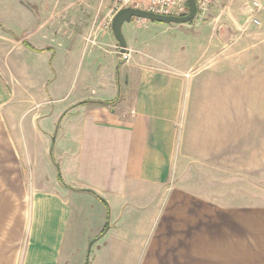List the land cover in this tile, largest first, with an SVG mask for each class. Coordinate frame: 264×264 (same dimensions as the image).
<instances>
[{
    "label": "crops",
    "instance_id": "1",
    "mask_svg": "<svg viewBox=\"0 0 264 264\" xmlns=\"http://www.w3.org/2000/svg\"><path fill=\"white\" fill-rule=\"evenodd\" d=\"M8 2L0 6V264H83L88 253L86 264H264V201L253 183L233 199L206 194V99H188L195 63L216 64L202 57L206 43L216 45L206 27L228 47L219 30L227 13L207 22V10L186 24L133 18L122 26L125 56L111 30L122 8L114 0ZM253 41V50L264 42ZM235 86L224 91L237 94ZM242 106L233 111L259 110ZM187 112L195 132L181 130ZM253 116H244L252 129ZM235 140L244 174L256 176L258 135Z\"/></svg>",
    "mask_w": 264,
    "mask_h": 264
},
{
    "label": "rangeland",
    "instance_id": "2",
    "mask_svg": "<svg viewBox=\"0 0 264 264\" xmlns=\"http://www.w3.org/2000/svg\"><path fill=\"white\" fill-rule=\"evenodd\" d=\"M8 1L0 0V6L5 7L9 4ZM114 1L117 5V0ZM208 6L207 10L209 12L205 17L207 22L213 15L226 12L229 26L225 28L223 25L219 29L220 34L226 35L227 33L228 38V47L221 49L218 48L216 42L218 32L214 27L210 29L211 31L206 27V36L213 35L216 45L212 43L210 45L206 41V49H204L202 57L204 54L206 56L211 55L212 59L215 58L212 62H216V64L208 65L207 58L204 63H195V74L191 79L193 80L191 82L192 91L190 97H188L191 104L204 103V99H206V194L210 195L209 188H215L220 189L218 192L214 191L216 194L233 199L235 195H250L251 189L249 187L250 183H253L258 188L259 200L264 201V42L257 45L258 47L254 50L252 49L254 47L253 40H257V37L264 40V0H212V3ZM254 20H257V23ZM178 27L179 29L181 27L185 28V26ZM8 34L10 33L8 32ZM254 43L256 45V42ZM198 46L199 44L196 43L195 49H193L195 56H197L199 50ZM219 55H224L227 58L222 57L220 59ZM195 58H197L196 61L201 60V57L197 56ZM219 61L224 63L222 73L218 70ZM207 66H209L208 68L211 67V71L208 68L206 69ZM98 72L100 75L101 71ZM221 75L223 78H220L221 81L219 82L218 78ZM249 77L252 79V84ZM75 82L76 80L73 84ZM236 84L239 85L237 94L228 95L232 94L234 88H237ZM88 86L91 89H99V84L90 83ZM204 87H206V95L202 92ZM228 103L230 105L226 108V112L218 110L219 105L224 106ZM240 103L245 108L249 105V107L258 105L259 110L250 113L233 111L234 104ZM193 114L194 112H191V115H188V112L186 113L184 117L187 120L189 118V121L185 122L183 128L180 126L181 130L195 132L198 127L195 126L194 121H191ZM248 114H254L255 125L252 126L253 129L245 121L244 116ZM224 115L226 116V129L222 128V123L220 126L219 122V119L222 122ZM235 120L238 121L236 127H234ZM180 128L177 130L180 131ZM252 132L258 135L259 140L257 144L258 156L255 161L258 174L251 177L244 174L245 168L249 169L250 166L246 163H244L246 165H241L238 152L240 145L237 144L235 136L245 137L252 134ZM195 226L196 233L202 231V223ZM88 255L85 257L83 264L88 262Z\"/></svg>",
    "mask_w": 264,
    "mask_h": 264
},
{
    "label": "water",
    "instance_id": "3",
    "mask_svg": "<svg viewBox=\"0 0 264 264\" xmlns=\"http://www.w3.org/2000/svg\"><path fill=\"white\" fill-rule=\"evenodd\" d=\"M188 12L182 16H168L153 13L146 10L136 9L133 7L118 8L111 22V30L115 40L120 47V52L126 56V42L122 33L124 23H130L133 18L146 21L163 23V24H186L193 20L197 14V5L195 0H187Z\"/></svg>",
    "mask_w": 264,
    "mask_h": 264
},
{
    "label": "built area",
    "instance_id": "4",
    "mask_svg": "<svg viewBox=\"0 0 264 264\" xmlns=\"http://www.w3.org/2000/svg\"><path fill=\"white\" fill-rule=\"evenodd\" d=\"M197 5V13L207 11L208 5L212 0H195ZM117 5L120 7H133L136 9L146 10L153 13L168 15V16H182L188 11L187 0H117ZM142 19H139L140 21ZM109 22V21H108ZM257 23V20H254ZM104 22V26H106ZM90 40L88 39V42ZM133 113V112H132Z\"/></svg>",
    "mask_w": 264,
    "mask_h": 264
},
{
    "label": "trees",
    "instance_id": "5",
    "mask_svg": "<svg viewBox=\"0 0 264 264\" xmlns=\"http://www.w3.org/2000/svg\"><path fill=\"white\" fill-rule=\"evenodd\" d=\"M187 7V6H186Z\"/></svg>",
    "mask_w": 264,
    "mask_h": 264
}]
</instances>
